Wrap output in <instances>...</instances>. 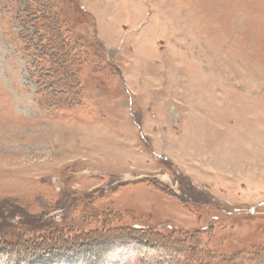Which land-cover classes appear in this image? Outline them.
<instances>
[{"label": "rangeland", "instance_id": "obj_1", "mask_svg": "<svg viewBox=\"0 0 264 264\" xmlns=\"http://www.w3.org/2000/svg\"><path fill=\"white\" fill-rule=\"evenodd\" d=\"M84 233L23 264H264V0H0V243Z\"/></svg>", "mask_w": 264, "mask_h": 264}, {"label": "trees", "instance_id": "obj_2", "mask_svg": "<svg viewBox=\"0 0 264 264\" xmlns=\"http://www.w3.org/2000/svg\"><path fill=\"white\" fill-rule=\"evenodd\" d=\"M34 12H35V10L30 11V15H32ZM28 14H29V12H28ZM28 14L26 13V15H28ZM37 18H38V16L35 17V20H37ZM50 41H51V43H50ZM40 42L44 46L40 45V47H38V48L41 49V51H43V52H47V50H46L47 46L49 48H52L53 44L55 42L58 43V41L55 40L52 35H50L49 33L44 34V32L41 33ZM25 44L27 47L30 46V44L28 45V43H25ZM49 67H50V65L48 64V66H47L48 69L46 70L45 74H43L44 75L43 76L44 81H46V79H45L46 74L48 72H50ZM131 231H133L134 233H146V230H141V229H136V230L132 229ZM133 235H136V234H133ZM96 237H98V236H96ZM96 237H95V234H93V233H84L82 235H75L74 239L70 238L68 240L67 239L65 240V238H67V237H63V236L58 234L55 238L51 237L50 239H47L46 243L41 248H38L39 244L38 245L35 244V247L30 246L33 239L32 240L26 239L24 241V243L22 242V244L20 246H16V245L12 246L9 243H6V244L0 243V264H16L17 261H18V264H23L24 262H26V260L28 261V259L31 258L30 255H25L24 252H30L31 254L35 255L36 253H40V250L43 252L59 251V250H62L63 248H65L66 246H68V241H69V243H71V245H75L78 247H85V244L93 245L94 241L98 240V238H96ZM73 242H75V243L72 244ZM96 243H98V242H96ZM146 245L149 247L148 243H146ZM30 247H32V249H30ZM130 248H131V246H130ZM32 257H34V256H32ZM144 257L146 259L145 255H144ZM164 257H165V255H162V259ZM229 260L230 259L223 261V264H229L228 263ZM212 263L217 264L216 262H212Z\"/></svg>", "mask_w": 264, "mask_h": 264}, {"label": "bare ground", "instance_id": "obj_3", "mask_svg": "<svg viewBox=\"0 0 264 264\" xmlns=\"http://www.w3.org/2000/svg\"><path fill=\"white\" fill-rule=\"evenodd\" d=\"M57 215V214H56ZM56 215H54V216H56ZM58 216V215H57ZM57 234V233H56Z\"/></svg>", "mask_w": 264, "mask_h": 264}]
</instances>
